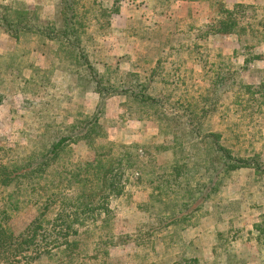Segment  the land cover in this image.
Listing matches in <instances>:
<instances>
[{
  "label": "rangeland",
  "instance_id": "374dc122",
  "mask_svg": "<svg viewBox=\"0 0 264 264\" xmlns=\"http://www.w3.org/2000/svg\"><path fill=\"white\" fill-rule=\"evenodd\" d=\"M61 1L0 0V5H6V12L2 14L14 21L13 26L19 24L18 11L26 9L36 12L39 20L48 19L60 28ZM223 1L227 8L236 3L245 5L243 24L253 26V32L210 35L206 50L200 48L196 54L194 51L197 50L191 49V40L198 33L196 28L205 30L215 16L213 0H171L168 3L163 0H77L74 7L81 21V47L104 84L120 81V88L140 90L142 85L138 83L142 82L154 96L167 98V104L178 101L183 105L198 103L196 105L201 106L199 103L207 90L206 79L201 75L204 76L203 71L207 70L206 76H210L222 63L239 68L235 76L244 84L264 85V0ZM152 4L155 10L150 6ZM113 9L117 12H111ZM160 11L169 14L171 20L164 22ZM170 29L176 30L174 35L169 33ZM18 35L19 39L15 40L0 27V167L22 164L23 158L42 150L54 136L70 134L72 130L68 127L92 114L99 104L98 96L88 93L90 84L79 81L78 78L84 76L79 70L83 69L75 63L67 48L57 42H43L40 34L22 35V28ZM162 41L167 42L165 48L171 46L174 50L181 48V51L177 53L168 49L161 53L157 46ZM208 58L209 62H218L217 65L209 66L206 63ZM158 59L161 61L157 62ZM116 65L117 71L114 69ZM156 67L167 81L163 82L160 75L151 80V70ZM128 73L136 75L138 81L132 82ZM233 98L232 91L219 98L211 115L207 116L209 130L221 132L233 154L259 152L264 161V103L248 116L235 106ZM240 100L245 101L246 96H240ZM153 110L121 95L107 96L99 116L101 128L98 134L105 136H97L89 144L85 140L77 141L65 148L61 153L63 160L54 164L60 168L65 164L63 162H67V166L80 159L91 160L98 150H110L114 156L124 151L135 155L131 169L124 174L125 187L120 193L108 197L112 214L107 228L116 236L133 234L147 222L158 226L156 219L149 214H159L167 199V204L174 206V210L188 199L192 203L189 212L199 200L195 198L199 192L196 183H208L205 171L189 170L190 191L178 189L168 198L152 196L147 178L153 172L157 175L167 172L165 167L168 165L164 163L173 159L171 150L160 152L154 149L155 144H169L171 139L166 134H156L161 115H156ZM193 142H190L192 146ZM133 144L137 146L132 147ZM124 145L131 148L126 150L121 147ZM143 145L149 146L146 149ZM188 162L189 166L192 165L191 160ZM54 165H51V171ZM164 178L169 176L164 175ZM17 183L14 179L16 188L13 185L0 186V206L5 204L2 199L5 195H12L0 219L3 218L4 227L13 235V240L16 239L15 243L22 242L25 226L41 214L38 207L44 203L39 190L26 188L22 191V185L17 186ZM192 194L194 199L190 200ZM53 210L54 204L44 214V222L54 216ZM190 215L189 224L193 227L190 234L198 239L199 245L193 256L200 264H226L228 258H231L230 264H264V246L257 244L254 232L248 233L254 224H264V176L256 177L245 169L229 174L218 190ZM181 227L173 225L163 233L169 234L166 253L173 254L178 250L174 242L181 234ZM84 228L100 235L101 230H94L93 226ZM42 236L39 230V241ZM93 242L91 238L85 241L83 256L76 259L77 264H132L137 260L128 245L126 248L110 247L107 249L108 259H95ZM56 251L51 247L47 257L44 256L38 264H57ZM25 252L22 246L11 251L3 247L0 249V264H25L26 257L34 258L33 252Z\"/></svg>",
  "mask_w": 264,
  "mask_h": 264
},
{
  "label": "trees",
  "instance_id": "16d2710c",
  "mask_svg": "<svg viewBox=\"0 0 264 264\" xmlns=\"http://www.w3.org/2000/svg\"><path fill=\"white\" fill-rule=\"evenodd\" d=\"M156 1L154 0V2ZM169 1L171 0H163L165 3ZM213 1L216 9L215 16L205 26V30L203 27H197L196 32L198 33L191 40L193 44L191 49L197 50L194 51L196 54H198L200 48L206 50V42L210 35H239L247 30L251 33L254 29L251 25L243 24L246 16L245 5L236 3L231 8H227L223 0ZM61 3L59 10L60 28H57L56 23L50 22L48 19L39 20V16H35L36 12H30L26 9H22V12L18 11L19 24L13 26L14 21L9 20L7 14L3 16L2 12H6L7 8L6 5L2 4L0 5V27L15 40L19 39L18 30L22 28V35L34 34L36 36V34H40L43 42H57L60 43V46L67 48L75 63L83 69V71L79 70L81 75L84 74L81 78L78 76L79 81L90 84L91 90L88 93L96 94L99 104L92 114L83 116V120L75 121L68 127L72 130L70 134L54 136L50 142L45 144L42 150L34 151L23 158L22 164L0 167V186H15L13 182L14 179H17L18 183L16 185H22V191L26 188H30L31 191L39 190L44 197L41 198L44 203H41L42 206L38 207L41 214L35 216L34 220L25 226L22 232V242L15 243L16 239L13 240V235L4 227L3 218L0 219V249L4 247L11 251L15 247L22 246V251L24 249L26 252L34 253V258H25V264H38L44 256L47 257L51 247H54L57 250V264H77L76 259L83 256L82 248L85 241L91 238V241L94 240L95 259H108V248L110 247L126 248V245H128L132 249L127 248L135 253L137 258V260L132 261V264H147V261H150L149 264H200L198 259L193 256L199 245L198 239L190 234V230L193 228L189 224L190 214H194L199 205H203L214 191L218 190L229 174L245 169L252 171L256 177L264 176V161H262L261 154L259 152H253L251 155L233 154L228 149L229 144L222 133L209 130L207 116L211 115V110L215 107L219 98L229 91L234 93L235 106L243 110L244 115L250 116L253 112L258 111L264 103V85L244 84L235 76L239 73V68L228 67L223 63L221 66L218 64L219 67L210 76H206L207 70L203 71L204 76L201 75V78L206 79L207 90L199 103L201 106H197L198 103L183 105V102L178 101L167 104V98L154 96L150 92L151 90L144 88L142 82L138 83V85H142L140 90L120 88V81H117L116 84H104L103 79L97 77L96 68L81 47L79 28L81 21L74 7L77 0H62ZM150 6L155 10V5ZM158 11L156 10L157 13ZM111 12L116 13L117 10L113 9ZM159 13L164 18V22L171 20L170 15L164 11ZM175 32L176 30H169L172 35ZM166 45L167 42L162 41L157 46V50L161 53L166 52L168 49L177 53L181 51V48L174 50L171 46L165 48ZM188 49L190 50V47ZM160 61L157 60V62ZM209 61L208 58L206 63L209 66H216L218 63ZM203 68H205V65H203ZM114 69L117 71L118 65ZM177 69L180 70L179 67ZM160 72L157 67L151 70V80H156ZM128 74L132 82L136 83L138 81L136 75ZM164 76L163 74L159 76L163 82L167 81ZM113 95H121L126 99H131L133 103L154 109L156 115H161L156 116L159 120L156 134H166L171 139L169 144L164 142L155 144L154 149L157 151L171 150L173 159L164 163L168 165L165 167L168 169L167 172L161 175L153 172L150 178H147V185L150 187L154 198H168V196L176 193L178 189L190 191L189 170H203L208 175V183H196L199 192L195 194L197 195L195 198L198 197L199 200L195 203L193 208L195 210L187 211L192 204L188 199L179 203L175 210L174 206L167 204V199L166 203H163L159 214H149V216L156 219L158 226L147 222L133 234L116 236L111 233V229L107 228L112 214L108 197L120 193L121 189L125 187L127 180L124 174L131 169L135 155L124 151L118 152L114 156L110 150L102 152L98 150L91 160L80 159L76 164L70 162L67 166V162H63L65 164L60 168L55 167V163L63 160L61 153L65 151V148H69L79 140H85L89 144L94 142L97 136H105L98 135L101 128L99 116L103 111L106 97ZM240 96H246V100H240ZM257 101L259 102L257 103ZM152 137H155V135H152ZM191 141H194L195 148L190 144ZM136 146L137 144L132 145V147ZM148 146L143 145L142 147L147 149ZM121 147L126 150L131 148L125 145ZM189 160L192 164L190 166ZM51 165H54L52 171L50 169ZM164 175H168L169 178H164ZM140 179L143 178L140 177ZM36 186L38 187L35 188ZM60 190L61 193L58 192ZM11 197V194H7L2 198L5 200V204L0 206V214L6 212ZM190 197V200L194 199L193 194ZM53 204L55 206L54 216L44 222V214L50 210ZM183 207L186 210H183ZM184 211L186 213L183 214ZM173 225H182L179 232L181 234L177 236V240L174 242V245H178V250L173 254H168L166 253L168 248L166 238L169 234L163 235V233ZM85 226H93L94 230H101L100 235L90 232V229L84 228ZM39 230L43 233L40 241L38 239ZM252 232L255 233L254 238L257 244L264 246V224L262 222L254 224L253 230L248 233L251 234ZM194 242L196 246H194ZM192 247L194 248L190 250ZM229 259L231 258H228L226 264H230Z\"/></svg>",
  "mask_w": 264,
  "mask_h": 264
},
{
  "label": "crops",
  "instance_id": "0c3cea01",
  "mask_svg": "<svg viewBox=\"0 0 264 264\" xmlns=\"http://www.w3.org/2000/svg\"><path fill=\"white\" fill-rule=\"evenodd\" d=\"M195 60L194 61H196V58H194Z\"/></svg>",
  "mask_w": 264,
  "mask_h": 264
}]
</instances>
